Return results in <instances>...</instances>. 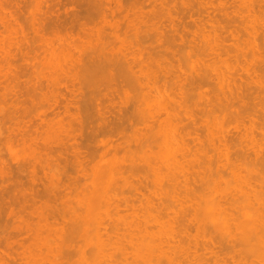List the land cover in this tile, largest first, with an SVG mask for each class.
I'll return each mask as SVG.
<instances>
[{"label":"rangeland","instance_id":"rangeland-1","mask_svg":"<svg viewBox=\"0 0 264 264\" xmlns=\"http://www.w3.org/2000/svg\"><path fill=\"white\" fill-rule=\"evenodd\" d=\"M247 5L249 6L247 7ZM247 8L250 9V12L246 11ZM253 17H256L257 22ZM249 21L250 25L254 24L251 26L255 29L253 32ZM153 22H155V27L153 25L151 27L154 29L150 27ZM246 25L249 27H245ZM248 30H250L249 33ZM249 34H252V36L250 35L251 38H249ZM250 39L251 41H249ZM206 41L208 46L205 44ZM213 42L216 47L211 46L214 44ZM194 44H196L195 47ZM246 45L250 47L248 48ZM206 46L210 49L214 48V51L211 50L213 54L208 52L209 48L206 51ZM253 47L256 49H252ZM193 48L197 49L198 55H195ZM251 50L253 53L258 52V59L254 58L255 55ZM199 53L204 56L202 57ZM204 53L210 55L205 58ZM214 54L217 56L216 59ZM200 57L202 58L200 59ZM132 59L135 60L131 62ZM116 60L119 63H115ZM202 60L205 61L202 62ZM198 61L201 65H198ZM77 66L79 67L77 68ZM145 74L148 76L146 81L150 78L147 85L145 84ZM135 75L138 76L136 78L139 81L141 80L140 82L134 79ZM226 75H233L235 79L229 78V83L233 84L232 81H234L236 87H239L237 90L240 98L237 96V99L232 101L233 108H227L233 110L230 112L224 110L223 107L228 105L227 103L224 105L222 102L224 97L221 95L222 93H219L221 86L219 81L223 80L221 84L226 85L228 81ZM216 76L218 79L220 76L219 81L216 80ZM223 76L224 79H221ZM143 81L145 83H141ZM261 81L263 82L261 83ZM151 83L153 84L151 85ZM141 84L143 85L141 86ZM263 89L264 0H0V264H61L60 259L63 260L61 256L63 254L72 256V259H77L81 251L78 250L75 253L74 249L76 250V247L79 249L83 240L78 237L79 225L73 222L75 215L74 218L71 216L68 205L72 207V205L77 204V201L79 203V199L82 198L80 195H84L89 188H93L91 185L94 184L95 180H100L96 176L97 170H99V166L104 164V167L106 166L105 173L112 175L115 179L118 178L117 180L114 179L116 182L112 181V184H115L112 186H116L118 183L125 186L127 198L132 193L130 196L134 207L131 204L125 207L126 205H121L122 202L120 201L119 208L123 207L122 210L119 209L122 216H127L130 212V217L127 216L128 219L131 218V215L132 217L136 215V218L139 217L141 220L143 215H149L150 218L154 214L160 217L162 221L168 216L174 217L171 209H167V212L165 209H161V203L168 200L164 197L162 188L165 186L164 183L167 184L170 181L166 183V179L165 181L163 178L161 180L160 177L166 178L164 176L166 173H163L161 170L164 169H160V167L172 157L167 158V156L174 155V147L177 145L175 140L177 136L174 137V135L178 131L180 135L186 136L185 143L189 147L191 146V150L197 151L194 152L196 153L195 157L199 158L198 154L202 152L203 154H200L203 156V158L200 157L202 161L209 160L208 164L210 167L214 166L213 169L218 166L221 172L217 169V173L215 170L214 173L218 174L221 186L227 182L230 189L232 186H236L238 189L237 186L241 185L240 182L247 178L248 182H252H250L251 184L248 183L250 186L255 185L253 189L262 184L259 188L263 194L264 165L261 161L264 160V148H261L264 147L262 145L264 144ZM147 90H149L150 96ZM200 92L204 95L198 98L201 95ZM142 94L147 100H143V96H140ZM238 98L243 101L238 100ZM166 103H171L169 106L173 107V110H180H175L177 112L175 114ZM139 107L140 111L137 109ZM156 107L159 109L157 110L159 116L155 113ZM146 108L150 109L152 113ZM164 110L171 113L173 111L174 115L172 113L167 118L169 113L167 114ZM145 111L148 113L146 114ZM178 111L179 117H177ZM144 113L147 117L149 115L148 119L143 116ZM149 113L153 114L154 118ZM154 114L159 117V120H156L157 117L155 118ZM167 119L168 122H166ZM222 123L224 127L221 126ZM150 126L151 129L158 126L157 132L160 131L153 135L156 131L149 132ZM220 126L223 129H220ZM218 128L219 134L216 137L221 136V134L222 137L225 135L223 137L226 138L225 147L227 148L225 149L221 140L217 141L213 138L215 133H218ZM179 129L184 133H180ZM162 132L165 133L164 137ZM160 133L162 135H159ZM147 134L154 136L152 140ZM144 135L148 137L141 139V137L145 138ZM161 136L166 140V142L163 141L164 144L167 143L174 147L165 144L164 146L167 147H165L166 150H163L165 148L162 149L163 145L161 146V144L163 143L160 141L163 138ZM250 137L254 141V146L249 139ZM146 140L148 141L146 142ZM216 141L220 145L216 144ZM249 143L255 150H251ZM145 144H147V149H145ZM215 145L217 146L214 148H218L221 152L224 149L222 153H228V159L231 158L229 159L230 162L233 163L234 160L235 164H232L233 168L236 165L234 175H237L239 181L243 179L242 181L237 180L239 183L234 181L236 179L234 175L232 180L231 172L229 173L226 169L227 163L224 161V156L221 155V157L223 156L222 160L219 154L213 151ZM160 147L161 149H158ZM169 147L170 149L167 150ZM198 147L204 149L201 151ZM130 148L136 153V155L134 154V159L137 158L136 161L131 158V155L129 157L131 161L126 158V155H129L127 154L128 151L131 152ZM134 148L136 150H133ZM123 149L125 150L123 151ZM127 149L129 150L127 151ZM144 149L148 152L154 151L152 153L158 152L157 149L161 150L158 152L159 154L162 150L165 152L155 156V154L143 153ZM167 151L169 155L166 154ZM247 152H249V156ZM257 154H261L262 159ZM177 155L180 157L179 154ZM150 156L158 157V159L153 158V162L151 157L148 161L147 158ZM163 156L167 158V160L165 158L166 161ZM191 156L194 157L193 152L190 156L188 155L190 158H187L189 161L191 159V165L185 158L186 163L190 165H186V168L190 170L189 167H191L196 177V171L204 170L205 165L208 164H203L200 161L202 164L197 165L199 159L198 162H195ZM179 157L177 159L180 160ZM250 157L259 159L258 162L261 161L259 163L262 166H258L259 163L257 164V162L256 166L253 163L256 161L255 158L251 161L253 158ZM120 159L121 163L118 161ZM133 160L135 162L132 165L130 162ZM172 161L174 162V159ZM192 161L195 162L193 165ZM245 162L247 163L245 164ZM151 163L153 164L151 165ZM181 164L180 167L184 165ZM245 165L248 166L245 167ZM127 169L131 171L126 179L130 181L129 184L133 185L132 190L123 180L124 178H121L122 174L126 176ZM246 169L254 171L245 172ZM117 170H124V173L120 171L122 174L118 177ZM166 171L167 169L164 170V172ZM256 172L257 174L259 172L262 178L256 175ZM161 174L164 175L161 176ZM206 174L204 172L203 176L208 177ZM252 174L257 176L258 180ZM179 175L181 178L183 177L181 174ZM179 175L177 176L179 177ZM194 175L187 174L189 182H197L194 186L191 184L193 189L198 188V184L201 187L200 184L203 183L200 181L198 183L199 176L202 174L198 175V179L196 177V181ZM155 177L156 179H154ZM253 178L259 183L252 180ZM259 179L263 180V183L260 184ZM182 180L180 182L183 183ZM227 180L232 181L231 184ZM111 187L108 190L110 192ZM127 187L128 190H126ZM234 188H232L233 191ZM120 190L121 193L124 192V189ZM203 190L197 191L200 194L202 191L203 194ZM197 191L194 193L197 194ZM169 192L167 197L173 194L171 191ZM118 193L116 194L117 197L119 196ZM110 194L108 195L111 196ZM78 197L80 198L78 199ZM230 198L232 197L227 198L228 204H232ZM80 201L82 202V200ZM131 201L129 202L131 203ZM123 204H125L124 198ZM153 205L157 208H154ZM131 206L132 208L128 210ZM150 206H153L152 209ZM73 207L75 214H77L80 208L78 207L76 210L77 207ZM67 208L68 210H66ZM133 208L135 210H132ZM147 208L154 212L147 210ZM147 211H150L151 214ZM74 212L72 213L74 214ZM136 218L134 221H137ZM140 220L138 219L139 222L144 221ZM105 221L102 228L106 226L107 230L104 228L105 233H110L111 224L107 219ZM71 222L76 225L77 230V232H74V228L71 230L76 238L70 234V239L72 237L73 239L72 241L69 240L70 243L72 242L69 245V250L72 252L67 248L64 251V246L61 243L64 252L59 254V237L62 236V232H67V224L71 226ZM188 222H186L188 223L187 232H191V235L188 233V236H185L188 238L185 239L187 244L190 242L196 245L193 240H196V237L199 239V245H197L200 248L197 250V252L199 251L198 255L196 254L199 258L194 256L197 257L196 260L201 259L203 261L205 259V264H214L215 262L217 264L218 254L222 255L221 253L228 249V245L225 246L226 242L224 245L222 244V247L219 244L220 241L214 239L218 244L216 246L215 243L214 249L219 253H216V261L213 262V257L216 254L213 256L214 254L210 253L211 256L208 252H203L202 248L204 249V247L201 244L208 239L209 232H207L209 234L207 239L204 234L205 240H202L203 236H198L201 235L200 231L193 229L196 226L195 223ZM145 224L140 225V227L147 226L145 230L151 228L152 231H155V227L158 225L154 222ZM64 228L66 229L64 230ZM59 232H61L60 235ZM181 233L183 234L182 231ZM68 236L66 235V237ZM79 236L81 237V235ZM191 236L192 239H190ZM66 237L64 236V239L68 240L69 237ZM77 240L78 242H76ZM185 240H183L184 243H186ZM74 242L77 246L73 244ZM190 243L189 245H191ZM237 245L235 243V246ZM237 247L232 246L230 248L234 251ZM227 254L222 256L223 259L226 257L225 259L230 264L239 258V256L237 258L235 256L234 259L232 256L236 254L234 252L228 256ZM69 256L66 258L71 259ZM246 258L248 257L245 256L242 261H249ZM67 259L66 261H69ZM219 259L222 260V257L220 256ZM201 261L200 263L204 264ZM193 263L194 261L183 262V264Z\"/></svg>","mask_w":264,"mask_h":264},{"label":"bare ground","instance_id":"bare-ground-1","mask_svg":"<svg viewBox=\"0 0 264 264\" xmlns=\"http://www.w3.org/2000/svg\"><path fill=\"white\" fill-rule=\"evenodd\" d=\"M247 4V3H246ZM248 4H251V3H248ZM249 5H247V7H248ZM252 6V5H251ZM246 7V6H245ZM251 8V7H250ZM246 11H249L250 12V9L248 10V8L246 9ZM254 18V17H253ZM253 18H252V20H253ZM249 19V18H248ZM255 20H256V22H257V19H256V17L254 18ZM251 20V21H252ZM254 20V21H255ZM253 21V22H254ZM256 22H254V23H256ZM155 22H153V24H150V27L153 25L154 27H155ZM253 24V23H252ZM248 25V24H247ZM245 26V27H249V26ZM249 25H250V21H249ZM251 26H254V24L253 25H250V28H252ZM256 26H257V24H256ZM154 27H151L152 29H154ZM250 28H247V29H250ZM157 29H158V27H157ZM246 29V28H245ZM253 29V28H252ZM249 31L250 30H248V33H249ZM253 31H255V29H253L252 30V32ZM253 34V33H252ZM252 34H249V38H251L250 37V35L252 36ZM248 37V36H247ZM249 41H251V39L249 40ZM246 42V41H245ZM252 42H253V39H252ZM207 43V41L205 42V44ZM214 43V42H213ZM251 43V42H250ZM249 43V44H250ZM202 44V43H201ZM210 44V43H209ZM246 44H248L247 42H246ZM253 44V43H252ZM207 46H208V44H206ZM212 45H214L215 46V43L214 44H211V46ZM254 45V44H253ZM256 45V44H255ZM194 47L196 46V44H194L193 45ZM202 46V48H203V45H201ZM206 46V51H207V48H209V47H207ZM191 47V46H190ZM189 47V49L191 50V48ZM204 47H205V45H204ZM216 47V46H215ZM246 47H248L247 45H246ZM250 47V46H249ZM248 47V48H249ZM252 47V46H251ZM256 47H258L257 45H256ZM197 49H198V47H196ZM196 48H193V49H195L194 50V52L196 53L195 55H198L197 54V52H196ZM211 48H213V47H211ZM255 47H253L252 49H254ZM259 48V47H258ZM210 49V48H209ZM216 49V48H215ZM256 49V48H255ZM199 50V49H198ZM211 50H213L214 51V48L213 49H210V50H208V52L210 51V54H213V52L211 53ZM193 51V50H192ZM203 52L205 51V50H202ZM252 51V50H251ZM194 52H192V53H194ZM208 52H206V53H208ZM206 53H204L205 54V58H206V56L208 55V54H206ZM252 53H253V51H252ZM258 53V52H257ZM257 53H253V55H255L254 56V58H257L258 59V54ZM209 54V55H210ZM216 54V53H215ZM214 54V56H215V59L217 58V56L216 55H218V54H216L215 55ZM194 55V56H195ZM199 55H201L200 53H199ZM208 55V56H209ZM252 55V54H251ZM252 55V56H253ZM202 57L204 56V55H201ZM213 56V57H214ZM249 56H250V53H249ZM258 56V57H257ZM196 57V56H195ZM202 57H200V59L202 58ZM247 57V56H246ZM252 58V57H251ZM196 59V58H195ZM198 59H199V57H198ZM135 60V59H134ZM133 59H132V61L131 62H133L134 61ZM247 60V59H246ZM249 60H250V58H249ZM252 60H253V58H252ZM83 61V60H82ZM203 61H205V60H202V62ZM115 63H119V61L118 60H116V61H114ZM131 62H130V64H131ZM136 62V61H135ZM134 62V63H135ZM199 62V61H198ZM197 63V62H196ZM200 63V62H199ZM198 63V65H201V63L199 64ZM133 64V63H132ZM203 64V63H202ZM80 66V65H79ZM79 66H77V68L79 67ZM135 66V65H134ZM203 66V65H202ZM251 67V66H250ZM73 68H75V67H73ZM76 68V69H77ZM129 68V67H128ZM70 69V68H69ZM75 69V70H76ZM130 69V68H129ZM79 70H81V69H79ZM253 70V69H252ZM73 71H74V69H73ZM77 71H78V69H77ZM82 71V70H81ZM71 72V75L73 74L72 73V70L70 71ZM74 72H76V71H74ZM80 73V72H79ZM124 73V72H123ZM75 74V73H74ZM135 74V73H134ZM76 75H77V73H76ZM141 76V75H140ZM139 76V77H140ZM222 76V75H221ZM227 76V75H226ZM138 78V76H136L135 75V80H137V81H139V79H137ZM143 77H144V75H143ZM148 76H146V74H145V81H146V78H147ZM150 77V76H149ZM153 77V76H152ZM217 78H216V80L218 79V76H216ZM228 77V81H227V83H226V85L225 84H221V81H223V80H220L219 81V79H220V76H219V79H218V81L220 82V92L219 93H222L221 95L224 97V98H222V102H224V105L227 103V105L228 106H224V105H222V106H224L223 108H224V110L225 111H231V110H229L231 107H232V101L234 100V99H237V96H238V90H239V87H236L237 85H235L234 84V81H232V80H234L235 78H234V76L233 75H230V76H227ZM142 78V77H141ZM143 78V79H144ZM155 78V77H154ZM226 78V77H225ZM229 78L230 79H232V80H230V81H232L233 82V84L230 82L229 83ZM221 79H224V76H223V78H221ZM148 80H150V78L148 79ZM148 80L146 81V83L143 81V82H141V83H145L146 85L148 84ZM226 80V79H225ZM141 81V80H140ZM139 81V82H140ZM152 81H154V80H152ZM151 81V82H152ZM217 81V83H219ZM260 82V81H259ZM263 81H261V83H262ZM153 83H151V85H152ZM143 84H141V86H142ZM145 85V86H146ZM218 85V84H217ZM224 85V86H223ZM258 86H261V85H258ZM263 86V85H262ZM150 86L148 85V88H149ZM250 87V86H249ZM146 88H147V86H146ZM247 88V87H246ZM262 88V87H261ZM238 89V90H237ZM253 89V88H252ZM152 90V89H151ZM264 90V89H263ZM148 92H149V90H147ZM241 91V90H240ZM246 91V90H245ZM250 91V90H249ZM202 92V91H201ZM201 92H200V94H201ZM247 92V91H246ZM153 93V92H152ZM152 93H151V95H152ZM144 94H147V93H144ZM144 94H142V95H140L141 97L143 96V100L144 99H146L147 100V98H144ZM199 94V95H200ZM202 95H204V94H201L198 98H200ZM239 95H240V93H239ZM148 96V95H147ZM146 96V97H147ZM149 96H150V92H149ZM153 96V95H152ZM198 96V95H197ZM241 96V95H240ZM141 97H138V98H141ZM239 97V96H238ZM242 97V96H241ZM240 98V97H239ZM238 98V100H240ZM243 98V97H242ZM263 98V97H262ZM145 101V100H144ZM144 101H142V100H140V102H142V103H144ZM240 101H243L242 99L240 100ZM139 101H138V103H140ZM151 102V101H150ZM261 102H262V100H261ZM264 102V101H263ZM262 102V103H263ZM166 104H168V103H166ZM169 104H171V103H169ZM169 104H168V106H169ZM156 105V104H155ZM162 105V104H161ZM178 105V104H177ZM138 106H140L139 104H138ZM157 106V105H156ZM264 106V105H263ZM149 107H151V106H149ZM164 107V106H163ZM165 107H166V105H165ZM165 107H164V109H165ZM170 107L171 106H169V109H170ZM158 107H156V114H157V110H159V109H157ZM160 108V107H159ZM227 108H229V109H227ZM233 108V107H232ZM137 109H139V111H140V107L139 108H137ZM152 109V108H151ZM154 109V108H153ZM152 109V110H153ZM161 109V108H160ZM168 109V110H169ZM171 109L173 110V107H171ZM170 109V110H171ZM246 109H247V107H246ZM146 110H149L150 111V109H148V108H146ZM175 110H180V109H175ZM175 110H173L174 112H175ZM155 111V110H154ZM161 111V110H160ZM162 111H163V108H162ZM164 111H166L167 112V110H164ZM173 111H172V113H173ZM233 111V110H232ZM151 112V111H150ZM145 113L147 114L148 113V111H145ZM145 113H144V117H147V115L145 116ZM152 113V112H151ZM169 113V114H168ZM171 112H167V114H168V117L167 118H169L170 116V114H172ZM177 112H175V114H176ZM232 113V112H231ZM150 114V113H149ZM158 114H159V111H158ZM157 114V116H159ZM166 114V113H165ZM151 115V114H150ZM155 115V114H154ZM172 115H174V113L172 114ZM151 116H153V114L151 115ZM150 116V119L152 118ZM156 115H155V118L157 117ZM144 117H143V120H145L144 119ZM148 117H149V115H148ZM148 117H147V119H148ZM172 117H174V116H172ZM177 117H179V111H178V115H177ZM153 118H154V116H153ZM159 117H157L156 118V120L158 119ZM159 120V119H158ZM165 122V121H164ZM166 122H168V119H167V121ZM222 122V121H221ZM172 123V122H171ZM170 123V124H171ZM177 124V123H176ZM166 125V124H165ZM183 125V124H182ZM220 125V124H219ZM222 127H224V125H223V123H222V125H221ZM220 126V127H221ZM155 127L157 128L156 130H155ZM153 129H151V126H150V131L149 132H151L152 130L153 131H156V133L154 132V134L153 135H155V134H157L158 132H157V130H158V126H155ZM169 127V126H168ZM178 127V126H177ZM220 128V129H223V128ZM179 128H181V127H179ZM160 129V128H159ZM165 129V128H164ZM180 130V129H179ZM176 131H177V128H176ZM183 131V130H182ZM218 133H215V137L213 136V138H215V140H221V142H222V144H224V149L225 148H227V147H225L226 146V138H223L222 137V134H221V136H219L221 139H218L219 137H216V135H218L219 134V128H218ZM216 131V132H217ZM222 131H224V130H222ZM174 132H175V130L173 131V135H174ZM176 134L174 135V137H176L175 138V140H176V143H177V145H176V147H174L173 145H170V147L171 146H173L172 148L174 149V151H173V153H174V155L172 154V153H170V154H172V155H170L169 157L167 156V158H170L171 156V158L169 159V160H167V158L165 157V156H163L164 157V160H165V158H166V160L167 161H169L168 163H167V161H166V163L165 164H163V166H161L160 167V169H164V170H166L167 169V171L166 172H164V170H161V171H163V173H166L165 175L164 174H161V176L162 175H164L166 178H164V177H160L161 178V180H163L164 179V181H165V179H166V183L167 182H169V183H167V184H165L164 183V185L165 186H163V188H162V190H163V194L165 195L164 197H166L167 199V201H165V203H167V204H165V203H161V209H165V211L168 209V210H170L171 209V211H172V215H174V217H172V216H170V217H172V218H170L169 216H168V214L166 213V215L169 217H167V219H165L164 221H162V220H160V217H157V216H155L154 214L153 215H151L152 217L153 216H155V217H150L149 218V215H143V218L140 220V218L139 217H137L136 218V215L134 216L136 219H137V221H138V219L140 220V221H143V222H137V221H134V217H132V215H131V218H129L128 219V217L127 216H129V214H130V212L128 213V215L126 216L125 214H123V215H125V216H122L121 215V213H120V211L122 210V208L123 207H120L121 208V210H119L120 208H119V204H120V201L122 202L121 203V205H126L125 207H127V206H130V204L132 205L133 204V202L131 201L132 199V197L130 196L131 194H129V196H130V198H129V196H128V198L125 196V186H122V185H120L119 183L118 184H116V186H117V188L119 187V190H117V188H116V186H112V185H115V184H112V181L113 182H116V181H114V179L115 178H113L112 177V175H110V174H106L105 172V169H106V166L104 167V165L103 166H99V170H97V173H96V176H97V179H100V180H98V181H100V182H98L97 180H95V182H94V184H90L91 186H93V188H89L87 191H88V193H87V191H86V193H84V195L82 194V196L80 195V197H82V198H80V197H78V199H79V203L81 204H79L78 203V201H77V204H74V205H72V207H70V205H68L69 207V210H70V214H71V216L74 218V215H75V218L73 219V222L76 224H78L79 225V229H77L78 230V232H77V230H76V225H73V222H71L70 224H72L71 226L69 225V224H67V229L69 230V232H68V230H67V232H68V234H69V236H68V234H66L67 232H62V234H61V232H59L58 234L60 235H62V236H60L59 237V239H60V242H59V254H61L60 252H64L65 251V249L67 248L68 250L70 249L69 248V245L72 243H70L69 242V240L70 241H72V239H73V237H75L72 233H73V231H71V230H73L72 228H74V232H77V233H79V235H81V237L78 235V237L79 238H81L83 241H82V246H80V244H81V241H80V244H79V249L76 247V250L74 249V248H71L72 250L74 249V252L76 253V251H78L79 250V252H80V255L79 254H77V255H79L78 257H77V259H74V261H72L73 259H72V256H69V255H67V256H65L64 254V256L63 255H61L62 257H63V260L62 259H60L61 261H60V263L62 264L63 262H65V264H69L70 263V261H72L73 263H75V264H183V262L184 261H194V263L193 264H201L200 263V261H201V259L199 260L198 259V261L196 260V258L198 257L199 258V256H197L198 255V252H197V250H198V248H200V246H198L199 244H198V238L196 237V240H193V241H195L196 243V245H197V247H196V245H194V243L192 244V243H190V242H188V244H187V242H186V240L188 239V238H186L185 236L189 233V232H187L188 230H187V224L189 223L188 221H190V222H194L195 223V227L197 228H195V227H193V229H195V230H197V231H200L199 233L201 234V235H198L199 237L201 236H203V238H202V240L204 239L205 240V238L207 237V235H209L206 239L207 240H205V242L207 243H202L201 242V244H203V247H204V249L202 248V250H203V252L204 251H206V252H208L209 254L211 253V254H214L213 256H215V254L217 253V251L214 249L215 247V243H216V240H214V239H217V241H220V246H222L223 247V245H224V243L226 242V243H228V244H226L225 243V246L227 247V245H228V249H227V251H225V252H227L228 254H230L231 252H234V253H236V254H234V255H232V256H234V259H235V256H236V258H237V256H239V258H238V260L237 259H235V262L233 261V264H264V196H263V194H264V191H263V194H262V191H261V189L259 188L262 184L261 183H263L262 181L264 180H260V184H258V185H260L259 187L257 186L256 188H254V189H256V190H254L253 189V186H255V185H251L250 186V184L252 183L251 181H247L248 179L246 178V179H241L240 181H242V182H240L239 181V178H237V175L235 176L234 174H235V166L236 165H234V168H233V163H234V160H233V163H232V161L230 162V160L229 159H231V158H229L228 159V153H222L223 151H224V149H223V151L221 152V150H219L218 148H214V147H216L217 145H215V146H213V151L215 152V153H217V154H219V157H220V159H222L223 158V156H224V161H226V169H228L227 171L230 173V174H232V180H233V175L235 176V180L234 181H239L240 183H241V185L239 186L236 182V185H238L237 187H239L238 189H236V186H232L231 187V189H230V186H229V183H227V182H225V184H224V186H221V181L220 180H218L219 179V176H218V174H215L214 172L218 169L219 170V168H218V166H217V168H214L213 169V167H210V165L208 164L209 162V160L208 161H206V162H204V161H202L201 159H200V157L201 158H203V156L202 155H200V154H203L202 152H200V154H198V157L199 158H197V157H195V155H196V153H194V152H197L196 150H191V146L189 147V145L188 144H186L185 143V138H186V136L185 135H180L179 134V131L178 132H175ZM180 133H184V132H181V130H180ZM223 133V132H222ZM162 134H163V137L165 136V133L164 132H162ZM161 133L159 134V135H162ZM148 136H150L151 137V140H152V137H154V136H151V135H149V134H147ZM145 136V138H142L141 137V139H146L148 136ZM185 136V137H184ZM162 136H161V138H163ZM253 137V136H252ZM217 138V139H216ZM255 138V137H254ZM150 139V138H149ZM164 139V140H163ZM160 142H162L163 144H161V146L163 145V147H162V149L163 148H165V147H167V146H164L165 144L166 145H168L167 143H165L164 144V142H166V140H165V138H163ZM166 139H167V137H166ZM249 139H251V137L249 138ZM133 140H135V139H133ZM154 140V139H153ZM215 140H213V141H215ZM255 140V139H254ZM62 141V140H61ZM148 140H146V142H147ZM164 141V142H163ZM217 141L215 142L216 144H219V142L217 143ZM251 141H252V139H251ZM250 141V142H251ZM168 142V141H167ZM249 142V141H248ZM253 142L254 141H252L251 143L253 144ZM255 142H257V141H255ZM258 142H259V144H260V141L258 140ZM169 143H171V142H169ZM187 143H189L188 141H187ZM201 143V142H200ZM173 144V143H172ZM250 144V143H249ZM252 144H250V146L252 145ZM261 144H262V142H261ZM146 145V147H145V149H147V144H145ZM168 145V146H169ZM184 147H183V146ZM185 145H187V147H185ZM197 145L198 146H200L199 145V143H197ZM197 145H195L196 147H197ZM202 145V144H201ZM212 145H214V142H212ZM220 145V144H219ZM263 146H264V144H262ZM178 146V147H177ZM249 146V147H250ZM253 146H254V144H253ZM170 147L169 148H167V150L168 149H170ZM183 147V148H182ZM203 147V146H202ZM248 147V148H249ZM255 147H256V145H255ZM260 147V146H259ZM128 148V147H127ZM138 148V147H137ZM144 148V147H143ZM187 149V151H185L186 149ZM247 148V149H248ZM251 148V150H255V149H252V148H254V147H250ZM249 148V149H250ZM261 148H264V147H261ZM144 149V150H145ZM149 149H150V145H149ZM158 149H161V147L160 148H158ZM157 149V151L159 152V151H161V150H158ZM189 149H190V151H189ZM198 149H202V148H200V147H198ZM204 149V148H203ZM202 149V150H203ZM260 149V148H259ZM125 149H123V151H124ZM129 149H127V151H128ZM130 150H131V148H130ZM133 150H136V148H134ZM163 150H166V148L165 149H163ZM162 150V152L160 153V154H163V152H165V151H163ZM201 150V151H202ZM171 151H172V149H171ZM189 151V152H188ZM256 151H257V149H256ZM131 152H134L133 154L131 153ZM131 152L130 151H128V153L127 154H129V155H126L125 157L126 158H129L130 157V155L132 156L131 158L132 159H134L135 158V155H136V153H135V151H132L131 150ZM142 152H143V150H142ZM149 153L150 155L152 154V155H154L155 154V156H158V155H160L158 152H156V153H152V152H154V151H152L151 150V152L149 151L148 152V150L146 151H144L143 153ZM179 152V153H178ZM189 154H188V153ZM193 152V156L194 157H192L193 158V160L195 161V162H198L197 163V165H200V164H202L200 161H202L203 162V164H208V165H205L206 167H205V169L203 170V169H199L198 171H196L197 173H196V177H197V179H198V175L199 174H202V175H200L199 177H200V179L198 180V183H200V182H203V183H201L200 184V186L201 187H203L204 188V190H203V188L202 189H200L201 187H199V184H198V188H195V189H193L194 187H192L191 186V184L194 186V184H197V182L196 183H193V182H189V176H187V174L189 173H191V175H194L195 174V172L194 171H192L191 169V167H189V169L190 170H188V168H186L187 166L186 165H188V166H190L191 165V159H190V161L187 159V158H190V157H188V155L190 156L191 155V153ZM225 152H228V151H226L225 150ZM249 152H252V151H250L249 150ZM249 152H247L248 153V156H249ZM261 152H263V151H261ZM125 153V152H124ZM123 153V154H124ZM168 153V155H169V152L167 151L166 152V154ZM246 153V152H245ZM257 153V152H256ZM135 154V155H134ZM177 154H179L180 155V157L177 155ZM204 154H206V152L204 151ZM254 154H255V151H254ZM145 155V154H144ZM165 155V154H164ZM177 155V156H176ZM187 155V156H186ZM221 155H223L222 157H221ZM251 155V154H250ZM259 157H261V159H262V156H261V154L259 155V154H257ZM263 155V154H262ZM155 156H150L149 158H147V160L149 159L150 160V158L152 157V159L153 158H156ZM162 156V155H161ZM173 156H174V158H173ZM185 156V157H184ZM205 156H207V155H205ZM252 156V155H251ZM258 156H256V157H258ZM137 157V156H136ZM177 157H179L180 158V160L179 159H177ZM258 157V158H259ZM131 158H129V161H131ZM159 158H160V156H159ZM190 162V165L188 164V163H186L187 161H185L186 159ZM247 158V157H246ZM249 158V157H248ZM247 158V159H248ZM251 158V157H250ZM253 158V159H252ZM251 159V161H253L254 160V158L255 157H252ZM116 159H117V156H116ZM119 159V158H118ZM137 159V158H136ZM136 159H134L135 161H136ZM146 159V158H145ZM151 159V160H152ZM156 159H158V157L156 158ZM161 159H163V158H161ZM172 159H174V162L172 161ZM196 159V160H195ZM199 159V160H198ZM260 159V160H261ZM132 161V162H130L131 164L133 163V162H135V161ZM146 160V162H148ZM164 160H162L163 162H164ZM198 160V161H197ZM207 160V159H206ZM223 160V159H222ZM221 160V161H222ZM246 160V159H245ZM255 160L256 161H254L253 163H255L256 164V162H257V164L259 163V162H263V164L262 165H264V160L262 159L261 161H259L258 162V160L259 159H257V158H255ZM119 162L121 161V159L120 160H118ZM124 160L122 159V162H123ZM249 161V160H248ZM118 162V163H119ZM152 162V161H151ZM153 162H154V159H153ZM173 162V163H172ZM193 162V161H192ZM195 162H193L192 163V165L195 163ZM117 163V162H116ZM121 163V162H120ZM181 163H186V164H184L185 165V167H183V166H181L180 167V165H182ZM200 163V164H199ZM211 163V162H210ZM247 162H245V164H246ZM253 163H251L252 165H255V164H253ZM153 163H151V165H152ZM171 164H178V165H171ZM235 164V163H234ZM257 164H256V166H257ZM133 165V164H132ZM148 165H149V162H148ZM171 165V166H170ZM196 165V164H195ZM224 165V164H223ZM251 165V166H252ZM261 165V166H262ZM164 166H165V168H164ZM204 166V165H203ZM212 166V165H211ZM220 166V165H219ZM248 166V165H247ZM246 165H245V167H247ZM250 166V165H249ZM250 166V167H251ZM258 166H260V163L258 164ZM260 166V167H261ZM182 167H183V169H182ZM215 167H216V165H215ZM224 167V166H223ZM240 167V166H239ZM244 167V166H243ZM250 167H248V168H250ZM253 167V166H252ZM255 167V166H254ZM156 168V167H155ZM159 168V167H158ZM158 168H157V170H158ZM186 170H185V169ZM242 168V167H241ZM263 168V167H262ZM176 169V170H175ZM212 169H213V171H212ZM225 169V170H226ZM237 169H239L238 168V166H237ZM244 169V168H243ZM119 170V169H118ZM117 170V174H118V177L119 176H121V174L122 173H124V170H120V171H118ZM131 170V169H130ZM156 170V171H157ZM185 170V171H184ZM215 170V171H214ZM251 170H252V168H251ZM155 171V172H156ZM159 171V170H158ZM161 171H159L160 173H161ZM178 171V172H177ZM189 171V172H188ZM191 171V172H190ZM238 171V170H237ZM240 171V170H239ZM247 171H249V169L247 170H245V172H247ZM254 171V170H253ZM253 171H249V172H253ZM260 171H263L262 169H260ZM259 171V172H260ZM126 172H128V173H126ZM126 172H125V174H126V176L124 175V174H122V179L124 180V181H126V183L128 184V186L130 187V189L131 188H133V185L130 183L129 184V182L130 181H127L128 179H126V177L129 175V173L131 172V171H128V169L126 170ZM188 172V173H187ZM204 172H206L207 174L206 175H208V177L207 176H203V173ZM219 172H221L220 170H219ZM218 172V173H219ZM258 172V174H257V172H256V175H259L260 173ZM116 173V172H115ZM154 173V172H153ZM152 173V174H153ZM177 173V174H176ZM187 173V174H186ZM194 173V174H193ZM216 173H217V171H216ZM159 174V173H158ZM179 174H181L183 177V179H184V181L182 180V178L180 177V175ZM220 174V173H219ZM229 174V175H230ZM244 174V173H243ZM245 174H248V173H245ZM254 174H255V172H254ZM177 175H179V177L177 176ZM228 175V176H229ZM238 175H239V172H238ZM249 175V174H248ZM251 175V174H250ZM249 175V176H250ZM95 176V175H94ZM154 176H155V174H154ZM158 176V175H157ZM231 176V175H230ZM244 176V175H243ZM252 176H253V174H252ZM260 176V178H262V175H259ZM264 176V175H263ZM130 177V176H129ZM128 177V178H129ZM178 177V178H177ZM194 177H195V175H194ZM196 177H195V181H196ZM241 177H242V174H241ZM240 177V178H241ZM244 177H248V176H244ZM253 177H257V176H253ZM163 178V179H162ZM167 178H168V180H167ZM183 181V183L182 182H180L181 180ZM230 178V177H229ZM228 178V179H229ZM94 179H96L95 177H94ZM118 178H116L115 180H117ZM154 179H156V177L154 178ZM159 179V178H158ZM129 180H130V178H129ZM245 180H246V182H245ZM252 180H254L255 181V179L253 178ZM257 180H258V177H257ZM94 181V180H93ZM157 181H159L160 182V180H157ZM200 181V182H199ZM228 181V180H227ZM237 181V182H238ZM97 182V183H96ZM118 182V181H117ZM132 182V181H131ZM228 182H230V184H231V182L232 181H228ZM238 182V183H239ZM251 182V183H250ZM255 182H257V181H255ZM180 183H182V184H180ZM190 183V184H189ZM248 183H250V184H248ZM257 183H259V182H257ZM162 184V183H161ZM204 184V185H203ZM228 184V185H227ZM169 185V186H168ZM190 185V186H189ZM233 185H234V183H233ZM247 185V186H246ZM257 185V184H256ZM90 186V187H91ZM112 186V187H111ZM250 186V187H249ZM264 186V185H263ZM110 187L112 188V190H111V192H112V194H110L111 192L110 191H108L109 189H110ZM166 187H169V188H166ZM196 187V186H195ZM233 187H235L234 188V191H233ZM252 187V188H251ZM263 188V187H262ZM91 189V190H90ZM120 189H124V192H120L121 190ZM166 189V190H165ZM260 190V191H257V190ZM264 189V188H263ZM262 189V190H263ZM82 190V189H81ZM90 190V191H89ZM126 190H128V187H127V189ZM132 190V189H131ZM130 190V191H131ZM197 190H199V192H200V190H203L204 192H203V194H202V191H201V194L200 193H198V191ZM232 190V191H231ZM108 191V192H107ZM159 191V192H160ZM169 191H171L173 194V196L172 195H170L169 197H167L169 194H171ZM195 191H197V194L196 193H194ZM81 192V191H80ZM83 192H84V189H83ZM110 192V193H109ZM117 192H119L120 194H121V196H120V194L118 193V197H117ZM168 192H169V194H168ZM110 194L111 196H109L108 194ZM79 194V193H78ZM115 194V195H114ZM123 194V195H122ZM168 194V195H167ZM197 195L198 197H199V199H198V197L196 196H192V195ZM128 195V194H127ZM167 195V196H166ZM77 196V195H76ZM79 196V195H78ZM109 196V197H108ZM113 196V197H112ZM163 196V195H162ZM232 197V198H230L229 200H231L230 202L233 204V206H230V205H232V204H228L227 203V198H229V197ZM121 197H123L124 198V203L125 204H123V198H121ZM171 197H173V198H171ZM180 197V198H179ZM182 197H184V198H182ZM193 197V198H192ZM169 198L171 199L170 201H171V203H170V201H169ZM175 198H177V199H175ZM196 198V199H195ZM122 199V200H121ZM180 199V200H179ZM182 199V200H181ZM186 199H188V200H186ZM192 199H194V200H192ZM198 199V200H197ZM232 199H233V202H232ZM80 200H82V202L80 201ZM129 201H131V203L129 202ZM169 201V202H168ZM73 202V201H72ZM128 202H129V204H128ZM159 202V201H158ZM157 202V203H158ZM229 202V201H228ZM69 203V202H68ZM71 203V202H70ZM156 203V202H155ZM159 203V204H160ZM235 204V205H234ZM151 205H152V203H151ZM73 206H75V208H76V210L78 209V207L81 209H78V212H77V214H75V209H74V207ZM133 207H134V205H132ZM132 206L131 207H129L128 208V210L130 209V208H132ZM154 206V208H157L155 205H153ZM153 206H150V208L152 209V207ZM234 206H235V208H234ZM67 207V206H66ZM148 207V206H147ZM68 208L66 209V210H68ZM84 208V209H83ZM234 208V209H233ZM127 209V208H126ZM125 209V211H127ZM149 208H147V210H148ZM158 209H159V207H158ZM80 210V211H79ZM84 210V211H83ZM124 210V209H123ZM132 210H135V208H133ZM150 210V209H149ZM167 210V211H168ZM233 210V211H232ZM234 210H235V212H234ZM151 211V210H150ZM150 211H147V212H149L150 213ZM160 211H162V210H160ZM164 211V210H163ZM166 211V212H167ZM72 212H74V214L72 213ZM123 212V211H122ZM135 212V211H134ZM151 212H154V211H151ZM67 213V212H66ZM120 213V214H119ZM123 213H125V212H123ZM133 213V212H132ZM137 213V212H136ZM157 213H158V210H157ZM169 213V212H168ZM192 213V214H191ZM73 214V215H72ZM138 214H140V213H138ZM137 214V215H138ZM151 214V213H150ZM171 214V213H170ZM69 215V214H68ZM67 215V216H68ZM160 215H161V213H160ZM163 215V214H162ZM161 215V216H162ZM188 215H190L189 217H188ZM140 216V215H139ZM124 217H126V218H124ZM130 217V216H129ZM162 217H164V216H162ZM162 217H161V219H162ZM134 218V219H133ZM72 219V218H71ZM105 219H107V221H109L110 223L109 224H111V226H110V228H111V231H110V233L109 232H106L105 233V231L107 230V227L106 226H104L103 228H102V225H103V223H104V221H105ZM68 220V219H67ZM67 220H66V222H67ZM158 220H160V221H158ZM69 221V220H68ZM72 221V220H71ZM106 222V221H105ZM150 222H154V224H158V225H156V227H155V231H152V230H145V227H147V226H145V227H143V228H141L140 227V225L141 226H143V224L144 225H146L145 223H148V224H150ZM157 222V223H156ZM186 222H188V223H186ZM67 223H69V222H67ZM140 223V224H139ZM141 223H143V224H141ZM194 223H192V225L194 226ZM77 225V226H78ZM152 225V224H151ZM185 225H186V227H185ZM189 226H191V225H189ZM64 227H66V226H64ZM70 227V228H69ZM149 227H150V225H149ZM78 228V227H77ZM104 228H106V230L104 229ZM156 228H157V230H156ZM159 228V229H158ZM190 228V227H189ZM63 229V228H62ZM66 228H64V230H65ZM103 229V230H102ZM63 230V231H64ZM105 230V231H104ZM209 230V231H208ZM61 231V230H60ZM181 231L183 232V234L181 233ZM190 231V230H189ZM58 232V231H57ZM56 232V233H57ZM71 232V233H70ZM207 232H209V234L207 233ZM77 233H74V234H77ZM191 233V232H190ZM189 233V234H190ZM58 234H55V235H58ZM64 234V235H63ZM73 235V237H72V239H70V236L71 235ZM185 234V235H184ZM206 236H205V235ZM212 234V235H211ZM66 235L69 237V239L67 240V239H64V236L66 237ZM107 235V236H106ZM191 235V234H190ZM193 235H194V233H193ZM192 235V236H193ZM185 238H184V237ZM188 236V235H187ZM192 236H191V238L190 239H192ZM204 236H205V238H204ZM58 237V236H57ZM56 237V238H57ZM68 237H66V238H68ZM182 237H183V240H185V242L186 243H184L183 242V240H182ZM195 237V236H194ZM193 237V238H194ZM62 238V239H61ZM76 238V237H75ZM74 238V239H75ZM49 239V238H48ZM195 239V238H194ZM62 240V241H61ZM65 242H64V241ZM67 240V241H66ZM182 240V241H181ZM50 241V240H49ZM190 241V240H189ZM192 241V242H193ZM201 241V240H200ZM76 242H78V240L76 241ZM233 242H234V245H232L233 244ZM63 244V246H64V248H63V246H62V244ZM174 243V244H173ZM184 243V244H183ZM189 243L191 244V245H193V247H191V245H189ZM235 243L236 244H238L237 246H235ZM74 245H75V242L73 243ZM176 244V245H175ZM223 244V245H222ZM233 246V247H237V249L235 250L234 249V251L232 250V248H230V247H232L231 245ZM175 245V246H174ZM186 245V246H185ZM207 246V247H205V246ZM218 244L216 243V246H217ZM229 245H230V247H229ZM67 246V247H66ZM75 246H77V244L75 245ZM71 247V246H70ZM81 247H82V249H81ZM191 249H190V248ZM202 247V246H201ZM62 248H63V250H62ZM207 248V249H206ZM219 248V247H218ZM218 248H216V249H218ZM225 249V248H224ZM231 249V250H230ZM61 250V251H60ZM201 250V249H200ZM208 250V251H207ZM215 250V251H214ZM69 251H71V250H69ZM229 251H231L230 253H229ZM72 252V251H71ZM78 252V253H79ZM202 252V251H201ZM225 252H223V253H221L222 255H224L225 256V254H227V253H225ZM68 253V252H67ZM219 253V252H218ZM217 253V254H218ZM197 254V255H196ZM210 254V255H211ZM217 254H216V256L215 257H213V262H215L216 260H217V264L219 263L220 264V262L222 261V264H228L229 263V261L228 260H226L225 258L223 259V256L222 255H220V254H218V258H220V256L222 257V260L221 259H219L218 260V258L216 259V257H217ZM228 254H227V256H228ZM71 255V254H70ZM205 255V254H204ZM230 255V256H231ZM68 256L69 257H71V259H67L68 258ZM75 257H76V255H74ZM194 256H197L196 258L194 257ZM202 256H203V254H202ZM212 256V255H211ZM229 256V257H230ZM231 256V257H232ZM242 256V257H241ZM245 256L246 257H248V258H246V259H249V261H250V263H249V261L248 260H245V261H242L243 259H245ZM67 257V258H66ZM80 257V258H79ZM59 258H61V257H59ZM64 258H65V260H64ZM194 258V259H193ZM241 258V259H240ZM66 259L67 260H69V261H66ZM203 259V258H202ZM216 259V260H215ZM230 259V258H229ZM233 259V258H232ZM233 259V260H234ZM79 260V261H78ZM204 260L205 259H203V261H201V262H203L204 263ZM215 260V261H214ZM237 260V261H236ZM218 261H220V262H218ZM227 261H228V263H227ZM248 261V262H247ZM68 262V263H67ZM70 263V264H73V263ZM196 262V263H195ZM206 263L208 262L207 260L205 261ZM210 262V261H209ZM256 262V263H255ZM205 264V263H204ZM211 264V263H210ZM213 264V263H212ZM214 264H216V262L214 263ZM230 264V263H229Z\"/></svg>","mask_w":264,"mask_h":264}]
</instances>
